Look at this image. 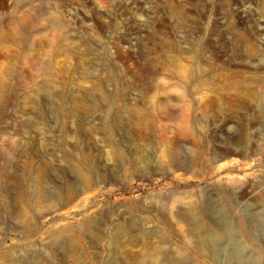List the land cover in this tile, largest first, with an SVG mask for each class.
Listing matches in <instances>:
<instances>
[{
  "label": "rangeland",
  "instance_id": "rangeland-1",
  "mask_svg": "<svg viewBox=\"0 0 264 264\" xmlns=\"http://www.w3.org/2000/svg\"><path fill=\"white\" fill-rule=\"evenodd\" d=\"M263 111L264 0H0V264H262Z\"/></svg>",
  "mask_w": 264,
  "mask_h": 264
},
{
  "label": "bare ground",
  "instance_id": "bare-ground-1",
  "mask_svg": "<svg viewBox=\"0 0 264 264\" xmlns=\"http://www.w3.org/2000/svg\"><path fill=\"white\" fill-rule=\"evenodd\" d=\"M264 112V111H263ZM41 178L40 180L38 181V185H37V190L39 193H44L43 192V189H42V183H41ZM45 191V190H44ZM204 207V206H203ZM202 208V207H199V206H193L191 208V211L189 212L190 215L192 216H195L197 211L199 212V209ZM198 221V220H197ZM195 225L198 227V231H201V230H204L206 231L205 234L206 237H205V244H206V247L207 249L211 250V251H215L216 250V246H217V243L222 240V235L221 234H214V235H211L210 234V230L207 226V224L203 223V222H196ZM118 233L121 232H125V229H120L118 228L117 229ZM63 237V236H62ZM61 237V235H58L55 238V241H54V244H53V247H60L62 248L63 246L67 245L68 243ZM261 250V249H260ZM253 254V253H252ZM259 255V256H258ZM253 256H255V254H253ZM256 256L259 258L260 260V263L264 264V251H261L259 252L258 254H256ZM259 263V262H258Z\"/></svg>",
  "mask_w": 264,
  "mask_h": 264
}]
</instances>
